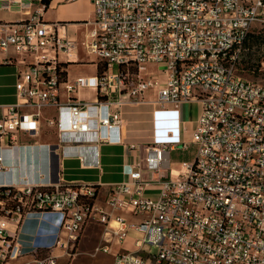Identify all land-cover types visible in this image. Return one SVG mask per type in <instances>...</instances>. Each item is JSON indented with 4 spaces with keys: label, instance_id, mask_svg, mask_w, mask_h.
<instances>
[{
    "label": "built area",
    "instance_id": "obj_1",
    "mask_svg": "<svg viewBox=\"0 0 264 264\" xmlns=\"http://www.w3.org/2000/svg\"><path fill=\"white\" fill-rule=\"evenodd\" d=\"M36 1L0 0V10L27 15L0 19V61L18 65L16 101L0 103V150L26 146L22 135L40 129L49 107L57 109L48 122L58 134L50 147L92 164L98 145L124 142L123 108L145 102L149 91L158 107L196 99L202 112L194 159L170 170L157 198L144 193L151 181L143 171L162 167L167 144L148 146L105 205L87 204L98 190L85 183L9 185L17 203L9 209L0 196V264H59L91 221L104 224L97 250L113 264H264V85L236 67L252 28L264 23V0H91L86 49L98 71L73 79L58 57L71 56L73 42L42 8L27 10ZM86 89L95 100L78 96ZM33 210L62 215L55 245L63 254L38 256L36 248L26 258L9 223Z\"/></svg>",
    "mask_w": 264,
    "mask_h": 264
},
{
    "label": "crops",
    "instance_id": "obj_2",
    "mask_svg": "<svg viewBox=\"0 0 264 264\" xmlns=\"http://www.w3.org/2000/svg\"><path fill=\"white\" fill-rule=\"evenodd\" d=\"M24 3L27 4V1ZM40 8L43 9V19L49 23H59V34L73 42L71 56L62 51L58 53L60 62L66 63L67 77L69 69L72 77L74 74L72 67L74 66L71 63L83 62L87 58L84 55V52L87 51L86 43L89 42L90 32L94 27L92 1L51 0L48 8L42 1H36L27 10L36 11ZM48 11L55 12L56 17H50ZM26 17L27 15L21 11L0 10L1 20L20 21ZM9 55L13 58H20L13 50L9 51ZM3 56L4 54H0V58ZM93 62L95 61L93 60ZM17 71V64L0 61V90L8 91L4 100L0 102L1 104L16 101ZM97 71L98 67L96 73ZM82 91L84 90L78 94L80 98H82ZM93 92L91 90L89 93ZM156 96L155 92L149 91L145 94V102L127 105L123 108L124 142L122 144L98 145V164L85 162L80 156H63L60 149L50 147V144L58 142V134L56 127L51 125L48 119L56 117L57 109L55 107L45 109L40 118V129L31 135H22V142L26 146L15 147L12 150H0L4 165L3 169H0V185L20 186L25 182L36 185L58 182L64 184L85 183L97 188L96 203L105 205L112 185L122 182L128 177L133 165L146 155L148 146L167 144L171 148H168L164 155L162 167L156 171H143L144 177L151 181L145 187L144 193L157 198L162 189L161 180L169 176L170 170L180 169L183 162L191 161L194 158L195 152L192 159H178L180 156L188 155L190 146L195 145L193 133L202 112V102L192 99L183 101L178 106L158 107L152 102ZM62 100L66 99L62 97ZM132 145L136 147L133 148ZM123 215L130 222H135L138 219L129 214ZM61 222L62 215L56 211L33 210L27 212L18 225L10 222L9 228L16 233L17 241L28 259L38 247H49L51 248L50 253L55 255L63 254V249L55 245ZM93 229L95 232L91 236ZM92 237L93 241L88 248L86 247L89 242L88 238ZM105 238L104 224L98 221L86 223L80 234L76 252L71 256L60 258L59 264H113L111 255L97 250L98 245ZM97 257H100V263L93 260Z\"/></svg>",
    "mask_w": 264,
    "mask_h": 264
},
{
    "label": "rangeland",
    "instance_id": "obj_3",
    "mask_svg": "<svg viewBox=\"0 0 264 264\" xmlns=\"http://www.w3.org/2000/svg\"><path fill=\"white\" fill-rule=\"evenodd\" d=\"M48 15L50 17H56V13L53 11H48ZM264 32V23H257L253 28L252 32L254 34H259V33ZM251 43V41H250ZM246 46V45H245ZM84 55L87 57L86 60L83 62H77V63H71L74 67H72V71H74L73 76L71 77L70 74V69L68 70V79L70 78H75L77 76H86V77H91L96 74V61L97 59L94 58V56L89 55L87 51L84 52ZM93 60L95 62H93ZM237 71L239 74H241L243 77L259 83L261 85H264V43L258 44V45H252V47H244L242 52L240 53L239 59L236 64ZM63 85V84H62ZM15 90V89H14ZM6 92L8 91L5 89L0 90V102L4 100V97L7 95ZM91 92L90 89H86L82 91V99L84 100H93L96 97V92L94 93H89ZM196 152V146L191 145L190 150L188 151V155L186 156H180L178 159H192L193 158V153ZM195 156V153H194ZM194 159V158H193ZM192 159V160H193ZM181 160V161H182ZM94 229L91 231V236L94 235ZM89 242L86 244V247L90 248V245L93 241L92 238H88ZM79 242V240H78ZM77 242V243H78ZM80 247V246H79ZM81 249V248H80ZM77 246L72 253L76 252ZM96 262L100 261V257H97L95 259ZM100 263V262H99Z\"/></svg>",
    "mask_w": 264,
    "mask_h": 264
},
{
    "label": "trees",
    "instance_id": "obj_4",
    "mask_svg": "<svg viewBox=\"0 0 264 264\" xmlns=\"http://www.w3.org/2000/svg\"><path fill=\"white\" fill-rule=\"evenodd\" d=\"M43 4L45 5L46 8L49 7L51 0H42ZM251 41V43H250ZM264 43V32L259 33V34H254L251 33L248 40L245 43V47H252V45H258ZM60 65L62 66V69L64 71V77H66V63L65 62H60ZM104 66L100 65V68L102 69ZM17 194V191L15 188L11 187V186H7V185H2L0 186V196L2 198H4L6 200V206L7 208L11 209L13 207L16 206V201L13 200L14 196ZM97 194L98 192L96 191V193L87 200V204H92L96 198H97ZM77 246V243L73 249V251L75 250ZM51 248L49 247H38L37 249V255L38 256H47L50 254Z\"/></svg>",
    "mask_w": 264,
    "mask_h": 264
}]
</instances>
